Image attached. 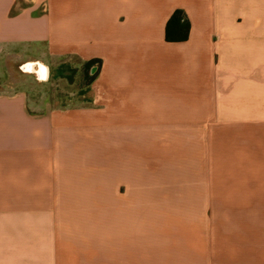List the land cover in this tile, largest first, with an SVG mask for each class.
<instances>
[{
	"label": "crops",
	"instance_id": "crops-1",
	"mask_svg": "<svg viewBox=\"0 0 264 264\" xmlns=\"http://www.w3.org/2000/svg\"><path fill=\"white\" fill-rule=\"evenodd\" d=\"M5 57L97 63L76 107L0 92V264H264V0H0Z\"/></svg>",
	"mask_w": 264,
	"mask_h": 264
},
{
	"label": "rangeland",
	"instance_id": "rangeland-1",
	"mask_svg": "<svg viewBox=\"0 0 264 264\" xmlns=\"http://www.w3.org/2000/svg\"><path fill=\"white\" fill-rule=\"evenodd\" d=\"M0 61V92H23L30 106L41 109H63L90 100V84L85 63L76 57H51L45 60L46 76L39 80L27 72L23 60Z\"/></svg>",
	"mask_w": 264,
	"mask_h": 264
},
{
	"label": "trees",
	"instance_id": "trees-1",
	"mask_svg": "<svg viewBox=\"0 0 264 264\" xmlns=\"http://www.w3.org/2000/svg\"><path fill=\"white\" fill-rule=\"evenodd\" d=\"M189 23L185 19L181 10H175L167 24L165 26L164 39L169 43L183 42L188 37ZM97 63L96 60H90L85 62V69L89 78V84L95 77V71L93 70L94 65Z\"/></svg>",
	"mask_w": 264,
	"mask_h": 264
},
{
	"label": "bare ground",
	"instance_id": "bare-ground-1",
	"mask_svg": "<svg viewBox=\"0 0 264 264\" xmlns=\"http://www.w3.org/2000/svg\"><path fill=\"white\" fill-rule=\"evenodd\" d=\"M45 79V78H44Z\"/></svg>",
	"mask_w": 264,
	"mask_h": 264
}]
</instances>
